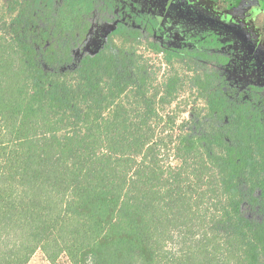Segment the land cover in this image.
I'll return each mask as SVG.
<instances>
[{"label": "trees", "instance_id": "1", "mask_svg": "<svg viewBox=\"0 0 264 264\" xmlns=\"http://www.w3.org/2000/svg\"><path fill=\"white\" fill-rule=\"evenodd\" d=\"M100 3L0 5V264H264L262 103Z\"/></svg>", "mask_w": 264, "mask_h": 264}, {"label": "flooded vegetation", "instance_id": "2", "mask_svg": "<svg viewBox=\"0 0 264 264\" xmlns=\"http://www.w3.org/2000/svg\"><path fill=\"white\" fill-rule=\"evenodd\" d=\"M106 1L87 19L85 48L92 34L101 41L99 49L119 23L141 21L152 30L143 31V38H158L147 42L182 55L198 72L216 75L214 84L242 92L243 102L264 107V0ZM189 115L190 110L184 117Z\"/></svg>", "mask_w": 264, "mask_h": 264}, {"label": "rangeland", "instance_id": "3", "mask_svg": "<svg viewBox=\"0 0 264 264\" xmlns=\"http://www.w3.org/2000/svg\"><path fill=\"white\" fill-rule=\"evenodd\" d=\"M7 3V0H0V5H5ZM92 38H90V36H88V39H87V43H88V46L87 48L84 49V52H94L95 49L97 50L98 49V46L100 45L101 41L100 39L98 38V35L95 34H92ZM158 38L157 37H152V38H143L142 39V47H141V50H139L140 52H144V54H146V52L143 50L142 51V48H143V43H145L146 41H152V42H156ZM89 48V49H88ZM149 57L150 58H155V59H160L159 56H153V54L151 52H147ZM157 61V60H156ZM209 67V66H207ZM29 264H50L45 258L44 256L41 254V253H36L34 255V257L31 259V261L29 262ZM55 264H69L67 262V260L65 258H61L59 259Z\"/></svg>", "mask_w": 264, "mask_h": 264}]
</instances>
